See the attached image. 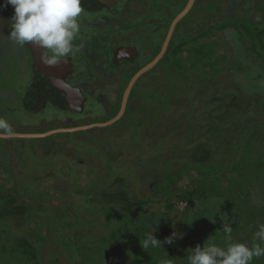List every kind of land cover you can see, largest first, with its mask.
<instances>
[{
	"label": "rangeland",
	"instance_id": "1",
	"mask_svg": "<svg viewBox=\"0 0 264 264\" xmlns=\"http://www.w3.org/2000/svg\"><path fill=\"white\" fill-rule=\"evenodd\" d=\"M171 1L154 4L162 30L185 6ZM5 4L0 42L8 44L14 10ZM132 8L121 16L123 30L125 19L147 13L142 4ZM113 16L82 11L90 52L114 41ZM10 51L0 67L16 93L8 108L21 113L0 116L12 133L116 116L96 97L81 114L23 113L26 79L15 74L20 59ZM150 77L111 126L0 138V264H189L209 238L221 248L252 246L264 224V0H198ZM174 232V243H164ZM149 234L162 245L145 249Z\"/></svg>",
	"mask_w": 264,
	"mask_h": 264
},
{
	"label": "flooded vegetation",
	"instance_id": "2",
	"mask_svg": "<svg viewBox=\"0 0 264 264\" xmlns=\"http://www.w3.org/2000/svg\"><path fill=\"white\" fill-rule=\"evenodd\" d=\"M6 2V0H3ZM164 1V0H159ZM167 1V0H166ZM84 6H81L84 11H88L90 13L95 12H109L115 16L117 19V35L113 37L110 44L106 47L105 52L102 54L97 55L95 51L90 52L89 47H85L87 44L88 34L85 33V28H83L84 32H79L77 38L74 40V46L79 47L80 50L75 53V55H71L69 57L61 58L59 64L63 62H68L70 67L66 69L65 65L60 71L65 74V82L67 85L77 88L81 91L84 102L83 108L81 111L70 110L62 107L58 103H55L47 98H44L38 91L35 89V84L38 78V74L36 71V64H35V56L30 47V44H25L21 47H12L10 43L11 38L8 37L10 40L9 43H5V41L0 42V56H8L11 51L17 52L20 63H18L19 71H15V74H19V76L27 80L26 86L24 85V111L23 113H85L87 104L95 98L94 101L100 102L102 107H107L110 110L109 113L116 112V115L120 112L124 93L130 84L133 77L136 73L142 69L143 67L147 66L151 63L156 56L161 52L165 40L169 34L171 23L168 24V29L162 30L160 26H158V22L161 19L156 18V13L154 11V4H156V0H113L111 4L106 5L100 9H92L86 6V4L81 0ZM172 2L169 0L167 4ZM189 0H175L174 4L181 5L182 3L185 4L184 8L187 6ZM198 0H195L193 8L187 14H191L194 7L197 5ZM135 4H142L144 5V10L147 8V13H145L144 17L140 18L137 16L135 20L132 22L130 21V17H128L126 22L130 23L126 30H123L121 18L127 14L130 9L133 10L132 6ZM12 10L14 8L9 5ZM116 8V9H114ZM184 10V9H183ZM182 10V11H183ZM181 11V12H182ZM180 12V13H181ZM179 13V14H180ZM122 16V17H121ZM185 17V18H186ZM120 18V20H119ZM183 18L181 22L177 25V27L183 22L185 19ZM112 25V24H111ZM110 25V26H111ZM176 27V29H177ZM176 29L172 35L170 44L168 49L164 55V57L160 60V62L143 76H141L137 82L135 83L128 103L125 110V114L122 119L125 117L130 101L132 98H136L134 95V90L139 83H141L146 77L148 78V83L150 84L154 78L151 79L150 75L153 74L155 69L160 65V63L164 60L165 56L167 55L172 43L175 39ZM140 30V31H139ZM126 31V32H125ZM114 34L113 32L108 33L109 37ZM27 47V48H25ZM29 47V48H28ZM135 50V51H134ZM181 50V48H180ZM122 52V53H121ZM157 52V53H156ZM157 55H156V54ZM152 54H154L152 56ZM44 55L51 56L52 53L50 51H44ZM121 55V58H119ZM1 62V61H0ZM1 64V63H0ZM94 66V67H92ZM93 69V70H92ZM4 69L0 67V113H21L16 111V109H9L10 105L8 104V100H14L16 97V93L12 91V89L8 90L6 88L7 82L11 80L10 78L7 80V73L5 74L2 72ZM13 73V72H11ZM97 75H100L97 77ZM105 79L104 81H102ZM13 81V80H12ZM126 86V87H125ZM4 91H8L4 94ZM106 96L105 100H99L100 96ZM1 98H6L5 100H1ZM51 107V108H50ZM89 113V112H87ZM0 120L4 121L8 126L11 124L8 118H3L0 116ZM121 119V120H122ZM120 121V120H119ZM61 129V128H57ZM68 129V128H65ZM56 130V129H53ZM51 131V130H49ZM48 132V131H47ZM41 133V132H40ZM43 133V132H42ZM45 133V132H44ZM76 133V132H75ZM13 134H21V133H13ZM27 134H38V133H27ZM59 134H66V133H59ZM68 134V133H67ZM58 135V134H55ZM53 136V135H52ZM13 139V138H9ZM23 139V138H20ZM26 139V138H25Z\"/></svg>",
	"mask_w": 264,
	"mask_h": 264
},
{
	"label": "clouds",
	"instance_id": "3",
	"mask_svg": "<svg viewBox=\"0 0 264 264\" xmlns=\"http://www.w3.org/2000/svg\"><path fill=\"white\" fill-rule=\"evenodd\" d=\"M8 5L14 8L8 36L20 46L32 44L50 51L51 56L42 57L45 64L55 66L61 58L75 55L80 50L74 46V40L80 32L81 0H6L5 7ZM0 129L8 136L13 135L2 120ZM223 231L230 234L232 228L224 224ZM176 238L174 232L164 243L172 245ZM211 239L203 247L196 246L193 254L188 256L189 264H252L254 258L264 256V224L255 233L251 247L234 243L221 248L208 243ZM142 245L147 249L149 246L160 247L162 243L154 234H149Z\"/></svg>",
	"mask_w": 264,
	"mask_h": 264
},
{
	"label": "water",
	"instance_id": "4",
	"mask_svg": "<svg viewBox=\"0 0 264 264\" xmlns=\"http://www.w3.org/2000/svg\"><path fill=\"white\" fill-rule=\"evenodd\" d=\"M82 1L86 4V6L92 9H100L113 2V0H82ZM194 2L195 0H189L184 10L180 14H178V16L172 22L169 34L165 40V43L163 45L161 52L156 56V58L151 63H149L147 66L143 67L142 69H140L136 73V75L133 77V79L131 80L130 84L128 85L124 93L123 104H122L121 110L114 118H112L111 120L105 123H97V124L68 128V129L61 128V129L51 130L45 133H38V134H13L11 136H8L6 134H0V138H4V139L46 138V137L59 134V133H75V132L86 131V130H90L94 128L108 127V126H111L117 123L119 120L122 119V117L125 114L127 103H128L131 91L135 83L141 76H143L149 70L154 68L160 62V60L164 57L177 25L191 11V9L193 8ZM30 47L35 56V64H36L35 68L38 74L37 75L38 78L35 84V89L38 91V93H40L44 98H47L55 103H58L59 105H61L62 107L66 109H70V110L73 109L76 111H81L83 108V102H84V98H83L81 91L77 88L67 85L64 79L65 74L60 71V69H62L64 65L66 69L70 67L68 62H63L62 64L57 63L55 66H49L45 64L42 59V57L45 56L44 55L45 50L36 45H32V44H30ZM119 58H121V55Z\"/></svg>",
	"mask_w": 264,
	"mask_h": 264
},
{
	"label": "trees",
	"instance_id": "5",
	"mask_svg": "<svg viewBox=\"0 0 264 264\" xmlns=\"http://www.w3.org/2000/svg\"><path fill=\"white\" fill-rule=\"evenodd\" d=\"M81 6H84V4H83L82 2H81ZM227 27H230V26L227 25ZM10 45H11V48H12V47H15V46H16V47H21L20 45L16 44L14 41L11 42ZM25 48H27V47H25ZM28 48H29V47H28ZM177 62L180 63L178 60H177ZM57 136H58V135H57Z\"/></svg>",
	"mask_w": 264,
	"mask_h": 264
}]
</instances>
